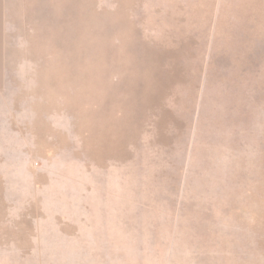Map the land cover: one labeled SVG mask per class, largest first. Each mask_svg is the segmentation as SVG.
Returning <instances> with one entry per match:
<instances>
[{"label":"rangeland","instance_id":"1","mask_svg":"<svg viewBox=\"0 0 264 264\" xmlns=\"http://www.w3.org/2000/svg\"><path fill=\"white\" fill-rule=\"evenodd\" d=\"M9 25L0 264H264V0H15Z\"/></svg>","mask_w":264,"mask_h":264},{"label":"crops","instance_id":"2","mask_svg":"<svg viewBox=\"0 0 264 264\" xmlns=\"http://www.w3.org/2000/svg\"><path fill=\"white\" fill-rule=\"evenodd\" d=\"M15 2V0H0V35L3 36V31L2 28H4L5 30H9V27L11 25H9V17L10 14L13 13V3ZM6 33L8 34V31H6ZM6 34V37H4L5 39L3 40L4 42V46H3V56H5V59H2V65L4 63V61H6V67L8 64V35ZM5 35V34H4ZM2 45V41H0V46ZM6 51V53H5Z\"/></svg>","mask_w":264,"mask_h":264}]
</instances>
